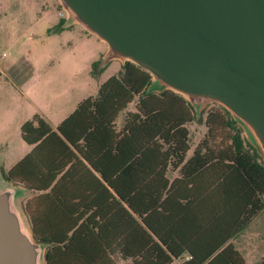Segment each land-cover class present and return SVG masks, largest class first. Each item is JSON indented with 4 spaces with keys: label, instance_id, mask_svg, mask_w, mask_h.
<instances>
[{
    "label": "trees",
    "instance_id": "trees-1",
    "mask_svg": "<svg viewBox=\"0 0 264 264\" xmlns=\"http://www.w3.org/2000/svg\"><path fill=\"white\" fill-rule=\"evenodd\" d=\"M64 22L47 34L62 31ZM103 69L94 62L91 73ZM150 85L148 72L126 62L56 129L38 115L21 126L23 141L33 148L3 176L48 191L24 204L35 240L47 246L45 264H174L185 252L190 259L183 264H245L231 245L222 247L262 209L264 163L220 106L202 113L206 133L185 161L186 126L196 120L195 111L172 91L148 92ZM133 101L135 112L117 128ZM180 165V178L170 180L168 172ZM205 166L222 195L212 201L219 208L212 221H234L235 227L202 253L175 235V207L202 206ZM247 205L237 220L235 212Z\"/></svg>",
    "mask_w": 264,
    "mask_h": 264
},
{
    "label": "water",
    "instance_id": "water-1",
    "mask_svg": "<svg viewBox=\"0 0 264 264\" xmlns=\"http://www.w3.org/2000/svg\"><path fill=\"white\" fill-rule=\"evenodd\" d=\"M63 26L104 43L100 67L132 63L148 92L172 91L201 113L225 109L264 163V0H57ZM25 190L0 165V264H45L19 206Z\"/></svg>",
    "mask_w": 264,
    "mask_h": 264
},
{
    "label": "crops",
    "instance_id": "crops-1",
    "mask_svg": "<svg viewBox=\"0 0 264 264\" xmlns=\"http://www.w3.org/2000/svg\"><path fill=\"white\" fill-rule=\"evenodd\" d=\"M38 5L42 7V9L38 8ZM50 7L55 8L57 15V10L59 6L56 4L55 0H39V2L38 1L36 2V0H0V22H2V20H6L8 24L7 28L11 33L12 30L16 28V23L21 18H26L30 14L32 16L38 15L39 17L36 22L37 25L31 28L32 33L28 37L27 41L33 49L41 48L42 51H46L52 45L56 47L62 45L64 41H67L72 36H76L77 39L85 38L88 41H91L93 43L92 52L90 55L87 56L86 59V66H87L86 71L88 74L89 73L91 74L92 64L94 62H98L101 60V58L107 51L106 45L101 41H99L96 37L87 33L82 27L76 24L70 26H63L62 31L48 35L47 34L48 30L57 27L59 21L61 20V18L59 17H58L59 20H57L56 22H52L51 20H49L48 14L47 12L44 11V9L49 10ZM12 36L11 38H8V42H9L8 45L10 48L13 47L16 42V39L13 38ZM14 62L15 60L13 62L11 61L9 65H12ZM122 65L123 64L120 63V70ZM76 79H77L76 76L71 78L72 84L65 93V98H64L65 100H60L59 104L54 103L53 107L49 104L41 107L36 105L28 97H26L23 91L24 89L28 90L34 87V82H32V79L22 82L21 85L22 87H18V85H16V80H14L13 78H9L6 75L5 71L3 70V67H1L0 65V85L4 83L2 85L3 91L2 94L0 95L2 99V101L0 102V116L3 114L6 115L7 119L9 120L8 125L6 127L7 128L14 127L16 130L19 131V135H20L19 136L20 138H17L15 139L14 142H12L11 140H9L8 137L0 134V149L3 148L4 144L7 145H9L10 143L13 144L11 153L9 155V159L11 160V165L6 171H4L2 167L6 153L3 150L0 153V165H1L2 173L8 172L13 166L19 163L22 159H24L31 152L33 148V146L28 145L25 141H23L20 134V128L25 122L31 120L33 116L38 115L52 129H56V127L63 120H65L70 114L74 112L76 106L81 101L90 97L89 94L92 93H88V92L94 91V84L92 80H86L82 84H78V81ZM106 80L97 84V90L99 89L100 85L104 83ZM85 85L89 87L87 89V93L86 90L84 89ZM20 96L24 99L25 102H20ZM91 97H95V96H91ZM135 105H136V101H133V103L129 104L127 109L118 116L116 120L117 128H121L125 120V118L122 119L120 118L119 120V117L120 116L123 117V115H126L128 112H135ZM191 124L186 126L189 131L190 149L186 154L185 161L193 157L195 149L199 144H201V140L204 137V134L206 133V129H205V132L200 140H198L197 142H191V132H190ZM7 145L5 147L6 149H9ZM181 167L182 165L176 166L175 170L169 171L168 178L170 180H173L174 178L175 179L180 178L179 171ZM212 177H213V171L211 169V166H205L203 171L202 184H201L202 189L200 190L204 195L202 199L203 201L202 206L201 205L198 207L179 206V208L175 207V235H178L186 244H190V245H194V247L198 246L199 248H202L203 250L202 253H205L206 251L215 248V246L220 244L221 240H223L224 237L228 236L229 234H232L235 227L234 221L228 220V217H227L228 220L227 224L224 225L219 224V222L217 221H212L213 215H211V213L216 212L219 209L212 206V201L215 200V197H217L218 201H221L220 199H222V195L219 192L215 193V189L212 185V179H213ZM14 185L21 187L25 190L24 196L19 199V206L26 218L28 226L31 228L28 217L24 212V204L26 202L34 201L37 197L46 194L48 191L46 192L33 191L19 184L18 185L14 184ZM31 207L32 209H34L35 205L32 203ZM249 209L250 208L247 205L243 207V209L241 208L240 210L235 212L237 220L240 221L241 218H243V216L248 212ZM219 211L222 213V211L225 210L222 211L219 210ZM228 212H230V210L226 208V214ZM231 220H233V218H231ZM258 222L259 223L262 222L263 224L262 226L259 225V227H261L260 229L261 231L257 234V237H259L264 241V205H263L262 209L258 211L245 226H243L235 235H233L231 239L225 242L222 249L224 247H227L228 245H231L236 251L239 252V254L243 257L245 264H247L246 257L239 249L241 248V245L236 244L237 239L241 235H243L246 231H248L250 227L256 225V223ZM189 259H190V255L185 252L180 258L175 259L174 264H183L185 261H188Z\"/></svg>",
    "mask_w": 264,
    "mask_h": 264
},
{
    "label": "rangeland",
    "instance_id": "rangeland-1",
    "mask_svg": "<svg viewBox=\"0 0 264 264\" xmlns=\"http://www.w3.org/2000/svg\"><path fill=\"white\" fill-rule=\"evenodd\" d=\"M37 1L39 2V0ZM55 2L59 6L58 13L62 8L56 0ZM38 8L42 9L39 5ZM44 11L47 12L48 18L52 22L59 20L54 7H50L49 10L44 9ZM38 17V15L32 16L30 14L26 18H21L11 33L7 28L6 20L0 22V65L9 78L16 80L18 87H22V82L32 79L34 87L23 91L33 103L41 107L47 104L52 107L54 103L59 104L60 100H65V93L72 84L71 78L75 76L78 84H82L86 80H92L94 91L88 93H92L89 94L90 97L96 96L97 84L119 73L120 63L118 61L111 62L102 72L96 75L87 73L86 59L92 52L93 43L85 38L77 39L76 36H72L64 41L62 45L57 47L52 45L46 51H42L41 48L33 49L27 40L32 33L31 28L37 25ZM11 36L16 39V42L10 48L8 38H11ZM14 60L15 62L9 65ZM3 84L0 85V95L3 91ZM88 88L87 85L84 86L86 93ZM20 102H25L21 96ZM215 106L219 105L207 103L202 107L201 113L196 116V120L190 126L191 142H197L202 138L205 132L201 120L202 113ZM125 116H120L119 120L125 118ZM8 122L6 115L0 116V134L14 142L15 139L20 138L19 131L14 127L7 128ZM6 145L4 144L3 148L0 149V153L2 150L6 153L2 166L4 171L11 165L9 155L13 144L7 145L9 149H6ZM262 224V222L256 223L237 239V243L235 242L237 245H241V248H238L246 257L247 264H257L264 260V241L257 237V234L261 231L259 225L262 226Z\"/></svg>",
    "mask_w": 264,
    "mask_h": 264
},
{
    "label": "built area",
    "instance_id": "built-area-1",
    "mask_svg": "<svg viewBox=\"0 0 264 264\" xmlns=\"http://www.w3.org/2000/svg\"><path fill=\"white\" fill-rule=\"evenodd\" d=\"M57 15H58V17L61 18V19H64V18H65V14H64L63 10L59 11V12L57 13Z\"/></svg>",
    "mask_w": 264,
    "mask_h": 264
}]
</instances>
